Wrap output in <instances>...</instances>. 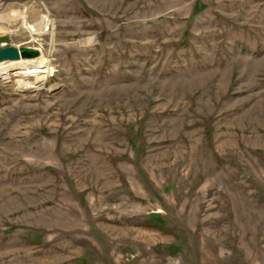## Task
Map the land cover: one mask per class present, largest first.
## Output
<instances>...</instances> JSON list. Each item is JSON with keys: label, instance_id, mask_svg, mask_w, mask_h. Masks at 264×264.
Masks as SVG:
<instances>
[{"label": "rangeland", "instance_id": "obj_1", "mask_svg": "<svg viewBox=\"0 0 264 264\" xmlns=\"http://www.w3.org/2000/svg\"><path fill=\"white\" fill-rule=\"evenodd\" d=\"M25 7L0 48L53 72L0 77V264H264V0Z\"/></svg>", "mask_w": 264, "mask_h": 264}, {"label": "bare ground", "instance_id": "obj_2", "mask_svg": "<svg viewBox=\"0 0 264 264\" xmlns=\"http://www.w3.org/2000/svg\"><path fill=\"white\" fill-rule=\"evenodd\" d=\"M11 17L15 19L20 17V21L16 22L7 18V24L0 23V32H9L12 34L27 32L31 35H39L48 30L50 23L49 17L44 12L36 11V13L31 14L29 7H25L20 12L13 10V12H11ZM9 67L28 68L30 69L29 72L38 73L37 77H47L53 72V68L48 64V59L43 54L36 59H21L18 61L0 63V77L3 71ZM41 68H43L41 71L43 74L39 72Z\"/></svg>", "mask_w": 264, "mask_h": 264}, {"label": "water", "instance_id": "obj_3", "mask_svg": "<svg viewBox=\"0 0 264 264\" xmlns=\"http://www.w3.org/2000/svg\"><path fill=\"white\" fill-rule=\"evenodd\" d=\"M41 54V49L34 46H4L0 48V63L21 59H36Z\"/></svg>", "mask_w": 264, "mask_h": 264}]
</instances>
